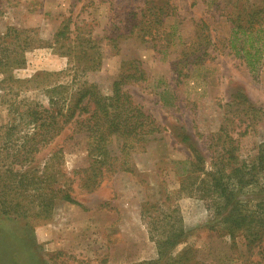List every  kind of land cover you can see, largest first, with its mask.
<instances>
[{
    "label": "rangeland",
    "instance_id": "rangeland-1",
    "mask_svg": "<svg viewBox=\"0 0 264 264\" xmlns=\"http://www.w3.org/2000/svg\"><path fill=\"white\" fill-rule=\"evenodd\" d=\"M143 2L0 0V36L12 26L34 31L33 36L48 41L70 20L72 39L91 35L100 40L101 71L92 80L102 89L111 86L123 61H141L150 76L148 84L128 89L134 100L168 129L146 154L135 157L132 172L105 177L93 191L84 185L89 168L85 147L66 141L68 132L40 148L31 159L15 160L16 148L3 147L7 128L15 121L10 111L14 99H44L39 91L43 84L36 87L39 81L64 83L73 74L69 70L65 76L45 77L47 72L66 69L67 58L44 46L27 52L26 66L13 74L23 86L7 83L0 87V264H152L158 257L155 240L163 238V230H172L171 226H181L187 233L186 242L173 256L192 246L198 250L195 259L199 264H264V256L258 249L249 250L243 234L231 239L210 227L208 198L196 193L194 184L181 183L178 176L187 153H198L210 170L206 137L219 128L220 105L239 101L256 109L262 119L257 132L240 140L244 158L255 155L264 142V56L254 75L243 60L230 53L228 45L231 21L253 24V35L261 31L258 22L264 23V0H170L174 16L165 20V27L169 30L175 24L176 40L178 35L192 40L205 23L215 41L197 81L179 87L186 100L178 108L163 107L157 93L165 83L156 87L160 79L175 85L169 63L176 55L162 60L152 48L134 40L123 42L115 53L102 39L115 31L111 24L121 26L119 20L132 18ZM74 24L82 29L75 30ZM3 78L0 75V85ZM246 124L236 132H242ZM64 186L72 187L71 195L78 204L55 198L48 205V198ZM256 191L242 196L251 199L248 208L255 209L262 195L253 194Z\"/></svg>",
    "mask_w": 264,
    "mask_h": 264
},
{
    "label": "trees",
    "instance_id": "trees-1",
    "mask_svg": "<svg viewBox=\"0 0 264 264\" xmlns=\"http://www.w3.org/2000/svg\"><path fill=\"white\" fill-rule=\"evenodd\" d=\"M143 3V6L135 8L137 11L132 13V18L119 20L121 26L111 24L110 28L115 31L102 39L115 53L120 51L123 42L134 40L139 45L152 48L162 60L176 55L169 63L175 85L160 79L156 87L165 83V88L157 93L163 107L178 108L186 100L179 87L187 85L189 80L197 81L196 76L207 67V58L211 55L209 49L215 41L207 32L205 23L192 40H182L181 35L176 40L175 24L169 30L165 27V20L174 16L170 12L173 7L170 0H144ZM70 25V20L64 21L48 41L33 36L31 33L34 31L12 26L0 36L2 88L7 83H17V88L23 86L20 84L22 80L14 79V71L26 66V53L38 46L59 51L68 61L66 69L57 73L47 72L45 77L65 76L69 70L73 71L72 79L64 83L44 84L37 79L39 84L36 87L43 84L39 91L44 99L19 102L14 99L10 111L14 112L15 121L7 128L3 147L16 148L14 159L27 161L40 148L68 132L66 141L85 147L89 168L85 170L84 185L93 191L105 177L132 172L135 157L146 154L148 147L160 142L168 129L137 103L128 89L133 85L147 86L150 76L143 63L135 59L123 61L111 86L102 89L98 82L92 80L101 71L100 40L91 35L85 38L77 35L72 39ZM231 26L230 53L243 60L250 73L258 74L264 56V23L258 22L261 31L256 35L251 33V23L231 21ZM80 29L76 25L75 30ZM240 103L232 101L220 105L219 128L206 137V143L209 142L206 148L211 152L208 160L210 170H206L205 161L198 153H187L178 176L182 178L181 183L188 181L194 184L196 193L208 198L211 228L223 231L221 233L231 239L243 234L249 250L258 249L264 256V142L249 158L241 154L240 143L242 137L258 131L262 119L256 109ZM246 121L249 122L246 124ZM243 124H246L243 131L236 132ZM252 189L257 190L253 194H262L253 206L255 209L247 207L251 203L250 198L242 199L243 195L252 194ZM71 192V186L59 188L56 195L48 198V205L55 198L78 204ZM18 205L14 203V206ZM172 227V230H163V238L155 240L158 257L151 263L199 264L195 259L198 250L192 246L173 256L176 248L186 242L187 233L181 226Z\"/></svg>",
    "mask_w": 264,
    "mask_h": 264
}]
</instances>
